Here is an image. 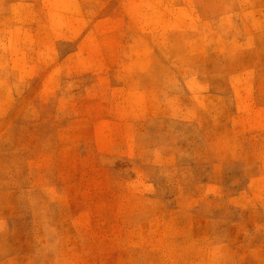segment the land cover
Returning <instances> with one entry per match:
<instances>
[{
	"label": "rangeland",
	"instance_id": "1",
	"mask_svg": "<svg viewBox=\"0 0 264 264\" xmlns=\"http://www.w3.org/2000/svg\"><path fill=\"white\" fill-rule=\"evenodd\" d=\"M0 264H264V0H0Z\"/></svg>",
	"mask_w": 264,
	"mask_h": 264
}]
</instances>
